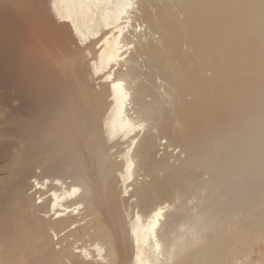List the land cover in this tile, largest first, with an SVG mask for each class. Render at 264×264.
Returning <instances> with one entry per match:
<instances>
[{"label": "bare ground", "instance_id": "obj_1", "mask_svg": "<svg viewBox=\"0 0 264 264\" xmlns=\"http://www.w3.org/2000/svg\"><path fill=\"white\" fill-rule=\"evenodd\" d=\"M252 1L0 0V264H175L174 216L183 237L220 205L170 196L168 168L262 112Z\"/></svg>", "mask_w": 264, "mask_h": 264}, {"label": "rangeland", "instance_id": "obj_2", "mask_svg": "<svg viewBox=\"0 0 264 264\" xmlns=\"http://www.w3.org/2000/svg\"><path fill=\"white\" fill-rule=\"evenodd\" d=\"M248 2L254 5L252 0ZM249 93L246 86V99ZM256 108H262L259 118L251 122L246 120L242 133H228L226 136L221 129L209 141L194 144L186 141L189 159L182 162L180 167L168 168L171 175L167 180L170 196H174L176 188L180 187L182 200H189L196 192L198 202H206L205 198L211 195L213 202L220 205L209 218L202 215L208 218L206 221H198L192 227L185 228L183 237L177 235L180 231L178 216H174L175 264H184L183 260L193 262L194 254L198 256L199 264H264V97L263 103L257 99ZM212 123L217 125L214 121ZM236 138L241 139L237 144ZM182 144L183 141L178 146L182 147ZM212 164L215 166L212 167ZM204 172L210 174V178H201ZM108 173L106 170L94 182L99 201L105 199L102 183L108 179ZM217 178L224 182L221 192L207 194L215 186ZM243 203L246 207L253 206V213L249 217L246 209H240ZM225 208L229 209L228 214L220 213ZM233 210H236L234 214ZM184 212L182 219L188 223L187 213L195 211L189 209ZM201 232L207 237L201 238ZM225 234L228 236L226 244L218 247L217 241ZM212 244L218 247L215 262L206 250ZM181 249H185V252Z\"/></svg>", "mask_w": 264, "mask_h": 264}, {"label": "snow or ice", "instance_id": "obj_3", "mask_svg": "<svg viewBox=\"0 0 264 264\" xmlns=\"http://www.w3.org/2000/svg\"><path fill=\"white\" fill-rule=\"evenodd\" d=\"M76 191H78V189H73V192H76Z\"/></svg>", "mask_w": 264, "mask_h": 264}]
</instances>
